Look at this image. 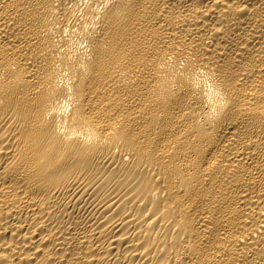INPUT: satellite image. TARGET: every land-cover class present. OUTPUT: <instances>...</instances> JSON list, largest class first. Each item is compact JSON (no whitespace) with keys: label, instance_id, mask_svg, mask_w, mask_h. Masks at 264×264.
<instances>
[{"label":"bare ground","instance_id":"obj_1","mask_svg":"<svg viewBox=\"0 0 264 264\" xmlns=\"http://www.w3.org/2000/svg\"><path fill=\"white\" fill-rule=\"evenodd\" d=\"M0 264H264V0H0Z\"/></svg>","mask_w":264,"mask_h":264}]
</instances>
